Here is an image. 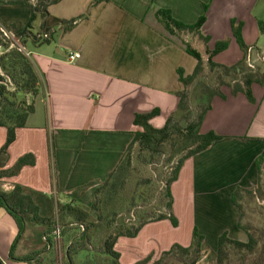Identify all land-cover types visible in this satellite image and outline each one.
<instances>
[{
  "label": "crops",
  "instance_id": "obj_1",
  "mask_svg": "<svg viewBox=\"0 0 264 264\" xmlns=\"http://www.w3.org/2000/svg\"><path fill=\"white\" fill-rule=\"evenodd\" d=\"M93 1L61 0L52 5L44 29L49 41L40 46L27 41L23 47L42 84L35 99L26 97L28 103L33 100L34 113L16 130L0 170L9 169L26 154L34 156L35 164L23 167L15 177L1 179L3 191L20 185L56 202L87 208L134 134L142 131L134 125L135 115L156 109L158 115L148 124L164 126L183 87L176 70L190 75L197 60L166 33L156 18L158 10L169 11L182 24H194L205 15L201 34L209 38L208 49L229 41L228 48L212 59L219 65L236 64L243 56L232 34V21L241 26V37L253 56L264 54V0H111L62 32L64 23L84 15ZM29 15L26 5L0 6V25H15L11 31L17 34ZM41 24L35 23L34 33ZM75 52L80 59L70 63L67 56ZM251 90L254 104L243 94L234 97L227 88L222 89L225 99L213 98L200 133L214 132L222 140L184 161L171 184L177 227L169 220L155 221L132 238L119 237L115 251L120 264H139L149 257L151 264L174 244L188 247L193 230L203 237L196 264L215 263L218 238L224 233L230 240L247 241L238 226L240 211L231 198L237 188L256 186L255 162L264 158V85H253ZM6 138V129L0 128V149ZM18 230L0 206V264L33 263L19 259L40 248L32 236L41 229L26 231L20 241ZM41 256H48L47 252Z\"/></svg>",
  "mask_w": 264,
  "mask_h": 264
},
{
  "label": "trees",
  "instance_id": "obj_2",
  "mask_svg": "<svg viewBox=\"0 0 264 264\" xmlns=\"http://www.w3.org/2000/svg\"><path fill=\"white\" fill-rule=\"evenodd\" d=\"M61 0H0V6H22L30 8L25 28L15 33L12 40L3 37L0 31V47L6 49L10 43L15 46L0 55V128H5L7 138L0 151V169L4 167L9 145L16 138V130L23 128L28 116L34 113L33 100L28 103L26 97L35 99L41 87V78L34 63L25 53L18 50L27 41L35 46L47 43L50 39L40 38L44 33L49 8ZM111 0H94L89 10L82 16L64 23L62 32L73 29L75 25L89 17L92 8ZM150 9V8H149ZM156 18L163 24L167 34L197 39L203 46L202 53L195 48L194 42L182 43L185 52L197 60L190 75L180 68L176 70L182 90L177 92L178 105L160 128L150 126L149 121L158 115V110L147 114H136L134 125L142 131L134 134L133 141L125 153L93 195L89 207L56 202L53 197L15 185L13 190L0 189V206L14 219L18 227V241L25 239L26 231L40 228L37 236H32L37 251L21 257L19 260L32 264H43L44 260L53 264H120L119 253L115 245L119 237L132 238L150 222L169 220L178 225L172 214L171 184L178 179L184 161L206 150L211 144L222 140L214 132L200 133V126L211 108L214 97L225 99L223 88L231 95L246 96L255 103L252 94L253 85H264V62L262 67L252 68L247 63L250 48L241 37V26L232 21L233 36L242 51V59L230 66L219 65L213 57L228 48L229 41L216 43L209 50L208 37H203L201 29L205 15L194 24H182L171 18L169 11L158 10ZM42 22L34 33L35 23ZM16 26L0 29L12 32ZM50 155L53 153L52 138L48 139ZM34 156H21L12 167L0 170L1 179L15 177L25 166H34ZM169 166V167H167ZM258 181L254 188H237L232 195V204L240 211L238 226L247 235L246 242L230 240L227 233L218 238L214 264H264V223L261 227L243 226V213L238 199L244 194L255 196L262 188L264 158L255 162ZM164 168H167L165 171ZM153 203L154 206H151ZM130 214L134 216L131 220ZM129 219V221H127ZM56 227H60V239L53 236ZM27 237H31L27 235ZM203 237L193 230L191 244L188 247L173 245L163 252L158 260L151 264H196L201 257ZM11 249L10 256L13 257ZM47 252L46 257L41 256ZM85 255L81 257V255ZM150 257L139 264H148Z\"/></svg>",
  "mask_w": 264,
  "mask_h": 264
},
{
  "label": "rangeland",
  "instance_id": "obj_3",
  "mask_svg": "<svg viewBox=\"0 0 264 264\" xmlns=\"http://www.w3.org/2000/svg\"><path fill=\"white\" fill-rule=\"evenodd\" d=\"M174 40L181 44L182 43H188L191 41H195L194 42V46H198L199 50L202 49V44L199 42V40L197 39H190V37H173ZM202 52V50H201ZM252 57L254 58V67L258 68V67H262L263 66V62L264 60H259V58L254 57L252 55ZM205 61V67L207 69V64H206V60ZM2 148V147H1ZM1 151V149H0ZM169 167V166H167ZM165 171L167 170V168H164ZM242 213H243V217H241V222L243 226H251V227H261L264 223V174H263V181H262V188L261 190H259L257 192V194L255 196H250L248 194H244L242 196L241 199H238ZM151 206H154L153 203H150ZM62 252V249H61ZM60 251L58 252V261L53 263V264H61L60 263Z\"/></svg>",
  "mask_w": 264,
  "mask_h": 264
},
{
  "label": "built area",
  "instance_id": "obj_4",
  "mask_svg": "<svg viewBox=\"0 0 264 264\" xmlns=\"http://www.w3.org/2000/svg\"><path fill=\"white\" fill-rule=\"evenodd\" d=\"M1 33L3 34V37L6 38L7 40H12L13 37H14V34L15 32H10V31H7V30H4V29H0ZM40 38H43V39H48L49 38V33L46 31L44 33L41 34ZM15 44L14 43H10V46H8L6 49H3L0 47V55L4 52V51H8L10 48L14 47ZM19 51L24 52V49L23 48H18ZM252 50L250 49L248 54H247V63L250 67H252L253 69L255 68L254 67V61H253V57H252ZM26 54V53H25ZM27 55V54H26ZM28 56V55H27ZM257 58H259V60H264V54L261 53L257 56ZM80 59V54L75 52V53H69L68 56H67V60L70 62V63H75L76 61H78ZM130 218L131 220H134V216L132 214H130ZM129 221V219L127 220ZM60 231H61V228L60 227H56V229L53 231V236L59 240L60 239Z\"/></svg>",
  "mask_w": 264,
  "mask_h": 264
}]
</instances>
